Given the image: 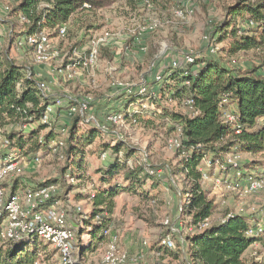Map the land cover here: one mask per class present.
Listing matches in <instances>:
<instances>
[{"label": "rangeland", "instance_id": "obj_1", "mask_svg": "<svg viewBox=\"0 0 264 264\" xmlns=\"http://www.w3.org/2000/svg\"><path fill=\"white\" fill-rule=\"evenodd\" d=\"M94 1L96 5L91 12L80 14L70 24L67 37L58 38L55 31L45 30L52 35V48L43 64L38 66L33 50L19 46L24 37V17L18 20L1 10L2 7L15 8L18 1L0 0V21H3V27L6 28L0 54L9 56L27 71L41 73V81L51 85L55 97L70 99L73 104L78 101L89 102L96 120L107 126L110 134H100L84 150V163L87 165L85 178L97 180L96 171L108 167L115 159L113 151L107 150L103 144L115 147L120 144V140L131 145L140 155L130 158V165L136 161H145L154 169L175 167L180 162L175 147L178 134L170 132L158 116L148 114V111L154 112L152 109L157 107L151 102H145L146 108L136 114L138 106L130 105L131 102H127L129 95L125 90L124 96L119 94L120 89L116 85L124 83V88L128 89L147 83L150 96L156 97L161 112L168 109L190 114L189 107L170 100L164 90H156L158 84L152 82L153 78L168 67L169 62L182 59L186 54L205 56L208 48L204 38L226 20L227 8L235 5L238 0H156L153 4H148L146 0ZM258 1L252 0L253 3ZM192 10L193 13H190ZM105 31H112L119 36L112 46L101 49L99 67L87 70L76 66L73 79L63 80L59 70L84 59L89 52L91 38ZM139 40L147 45L145 54L136 47ZM217 46L222 49L217 56L230 68L252 70L264 65V46L248 52L238 51L234 56H231L234 39L227 38ZM61 115L54 117L52 122L58 138L65 142L74 117L68 113ZM109 117H115L116 122L108 123ZM14 124L12 120L0 121V151H5L7 158L20 157L19 167L22 170L19 175L12 177L10 183L5 184L6 191L16 189L23 192L42 184H57L60 188L59 205L68 212L69 223L78 229L76 240L80 255L83 256L87 249L86 264L100 263L107 252L109 237L105 236L104 241L98 242L82 218L92 212V204L87 198L91 183L79 184L76 178L70 181V173L66 176L62 174L65 162L61 149L55 153L43 150L28 156L25 153L29 145L22 150L16 145L10 149L7 134L13 129L25 130L20 128L21 124ZM93 126L84 121L79 125L82 131ZM50 132L51 127L42 129L38 140L45 139ZM121 154H125L124 149H121ZM235 156L241 174L234 170L221 172L218 167L207 166L205 161L198 168L203 174L201 185L216 205L213 221H223L228 215H243L252 219L255 225L264 226V189L256 194H243L246 176L253 175L264 181V154ZM36 158H39V162L33 163L32 160ZM254 166L256 169H253ZM157 177L160 180L159 188L150 193L149 198L123 192L115 199L114 214L106 218L107 221L110 219L107 222L108 230L118 235L121 249L132 255L141 253L144 264H187L186 258L183 255L180 257L177 248L167 250L160 246V241L169 235L175 246L180 247L182 242L185 243L187 231L192 230L188 228L189 217L181 212L182 183L176 178L167 181L166 175L158 170ZM175 181H179L177 191L172 188ZM78 207L82 209L83 215L77 212ZM144 241L148 243L147 246L143 245ZM28 245L36 246L34 240L29 241ZM84 246L87 248L84 249ZM36 255L34 264H61L55 247L42 239ZM245 257L250 263L264 264V240L253 245Z\"/></svg>", "mask_w": 264, "mask_h": 264}, {"label": "trees", "instance_id": "obj_2", "mask_svg": "<svg viewBox=\"0 0 264 264\" xmlns=\"http://www.w3.org/2000/svg\"><path fill=\"white\" fill-rule=\"evenodd\" d=\"M146 1L148 4L156 3V0ZM86 5L89 8H85ZM95 5L94 0H18L9 14L18 20L24 17L25 36L48 30L55 31L58 37V29L62 25L71 24L80 14L91 12ZM211 38L215 45L222 44L227 38L234 39L231 56L238 51L248 52L263 47L264 0L256 3L252 0H238L235 5L227 8L226 20L212 29ZM160 84L156 85L158 91L164 90L170 100L183 104L188 99L193 100V108L198 114L193 115L192 111L183 114L164 108L161 112L156 97L150 95L132 94L127 102L140 105L139 111L144 109L145 102L157 105L156 109H152L155 111H148V114L158 116L165 127L168 126L169 131L179 137L180 162L175 167L154 169L145 161H136L130 165L129 159L140 155L135 148L120 140V144L115 147L103 144L107 150L113 151L115 159L108 167L96 171L97 180L85 178L87 165L84 163V150L94 143L97 136L110 132H103L95 126L82 131L79 125L83 120L79 116L74 117L61 151L65 162L62 174L66 176L70 173L79 184L90 182L92 185L87 197L92 204V212L83 222L98 242L104 241V233L109 226L107 222L110 220L106 218L114 214L115 199L123 192L149 198L150 193L160 185L158 170L166 175L167 181L176 178L182 183L181 212L189 217L188 228L192 230L187 231L185 243L182 242L176 248L180 257L183 255L186 258L187 264H253L245 254L253 245L264 240V233L260 238L247 237V230L255 226V222L243 215H228L223 221L214 222L216 205L201 185L203 174L198 168L205 160L212 163L210 168L217 167L228 154H264V65L252 70L233 69L219 56L205 55L198 57L192 66L167 70ZM55 101L53 96H41L37 80L27 76L26 68L9 56L0 54V121L12 120L14 126L35 124L29 131L13 129L8 133L10 149L16 145L22 150L29 145L25 153L27 156L43 150L52 152L50 145L60 140L59 136L55 133L54 125H43L40 120L46 107ZM220 104H225L223 110ZM224 110L232 111L236 118L234 123H225ZM49 127L51 132L40 143L39 132ZM121 149L125 150L124 155ZM4 152L0 151V161L8 159ZM178 187L179 181H175L172 188L177 191ZM97 219H100V225L96 224ZM204 223H209V226L202 228ZM33 240L36 246L28 245ZM40 240L37 236L19 241L7 240L2 236L0 221V264H34Z\"/></svg>", "mask_w": 264, "mask_h": 264}, {"label": "built area", "instance_id": "obj_3", "mask_svg": "<svg viewBox=\"0 0 264 264\" xmlns=\"http://www.w3.org/2000/svg\"><path fill=\"white\" fill-rule=\"evenodd\" d=\"M18 1V0H14ZM85 8H89L88 5ZM4 14L8 15L11 13L10 7H2L1 9ZM193 13V10L190 12ZM179 15L181 13H178ZM0 23V47L3 44V38L6 36L4 31L6 28ZM153 28H151L152 30ZM70 30V24L62 25L57 32L58 38H65L68 36ZM119 36L112 31H105L97 36H94L90 40V49L87 56L81 61H76L72 65L66 66L65 69L59 70L61 78L73 79L74 68L76 66L83 69H94L98 68L101 62L100 53L102 48H107L112 46L116 37ZM207 44V54L209 56H216L218 52V46L213 44L211 34L204 38ZM215 45V46H214ZM19 46L23 49L33 50L35 54V63L42 65L46 56H49L50 50L52 48L51 36L45 30L39 31L34 34L24 35L23 40L19 42ZM136 46V45H135ZM140 52L145 54L147 52V47L140 40L136 46ZM198 56L189 53L186 54L182 59H176L170 62L169 66L157 73L153 81L155 84H160L163 81L164 74L166 71H172L177 69H184L186 67L192 66ZM27 76L29 78H34L38 82L39 92L42 97L53 96L51 91V85L46 82H42L40 79L41 73H35L34 71H27ZM120 89L121 95L124 96L125 93L128 95L134 94L135 96H149L150 90L147 83H143L137 87L124 88V83H118L116 85ZM152 93V92H151ZM185 106L189 107L193 115H197L198 111L193 108V100H186ZM139 108L140 105H137ZM220 109L223 110L225 104L219 105ZM145 109V104L143 105ZM59 109L67 110L66 113L70 117L79 116L85 123H89L98 127L103 132H108L107 126L103 123H99L95 118L94 113L91 111L89 102H80L76 104L72 103L70 99L56 98L54 104L48 105L41 117L40 123L43 125H53V118L57 114ZM139 109H136V114ZM223 118L225 123H234L236 118L232 111L224 110ZM116 122L115 117H109L108 123ZM35 124L23 123L20 128L28 131L33 128ZM43 143V139L39 140ZM52 144H54L52 147ZM65 146L64 141L57 140L53 141L50 145V149L55 153L57 150ZM175 147L179 149L180 142L179 139L175 142ZM58 150V151H59ZM236 154H228L225 156L224 161L217 164V167L221 172H229L234 170L238 174L241 170L239 164L237 163ZM32 162H39V158L32 160ZM207 166L211 167L212 163L209 160H205ZM20 157L8 158L7 160L0 161V221L2 223V236L7 240L19 241L24 238H30L32 236H37L38 238L50 243L58 251L61 264H85L84 256L80 255L77 248V234L78 229L69 223L68 212L59 205L60 198V188L57 184L49 183L34 186L31 189H25L23 192L16 190L13 193L7 192L5 184L10 183L13 176L19 175L21 173V168L19 167ZM70 181H74L73 177H69ZM244 195L256 194L264 189V181L253 175L246 176ZM77 212L82 213L81 208H77ZM86 219V216H82ZM79 222V221H77ZM100 219H97L96 224L100 225ZM168 223V222H167ZM209 226V223H204L202 228ZM264 233L263 225H255L250 227L246 236L251 238H260ZM105 236L109 237V243L107 247V252L103 260L98 264H144L143 255L141 253L130 254L119 246V237L116 234L110 233V231H105ZM147 242L144 241L143 245L147 246ZM160 246L167 250H175L176 246L171 238V236H166L160 241Z\"/></svg>", "mask_w": 264, "mask_h": 264}, {"label": "crops", "instance_id": "obj_4", "mask_svg": "<svg viewBox=\"0 0 264 264\" xmlns=\"http://www.w3.org/2000/svg\"><path fill=\"white\" fill-rule=\"evenodd\" d=\"M90 32V31H89ZM91 32H93V30H91ZM89 38V37H88ZM144 45H146L145 43H144ZM147 46V45H146ZM170 63V62H169ZM167 68V67H166ZM166 68H164V69H162V71L163 70H165ZM63 79V78H62ZM64 80V79H63ZM52 81V80H51ZM151 82V81H150ZM51 83V82H50ZM57 86V85H56ZM63 86V85H62ZM156 88V90H158V87L156 86L155 87ZM53 95V94H52ZM53 97L56 99L57 97H55V95H53ZM61 114H66V110L65 109H59L58 110V112H57V114L54 116V117H61L62 115ZM16 191V190H15ZM87 254H88V252H85V250H84V261H85V264H86V259H87Z\"/></svg>", "mask_w": 264, "mask_h": 264}]
</instances>
